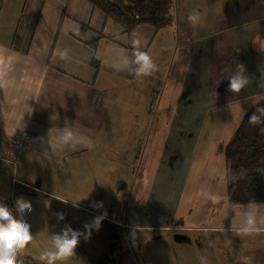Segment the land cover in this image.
Here are the masks:
<instances>
[{
	"label": "crops",
	"instance_id": "0c3cea01",
	"mask_svg": "<svg viewBox=\"0 0 264 264\" xmlns=\"http://www.w3.org/2000/svg\"><path fill=\"white\" fill-rule=\"evenodd\" d=\"M160 48L166 57H158ZM138 51L147 52L156 64L169 61V82L185 91L183 99L188 100L168 105L176 115L198 112L202 100L215 108L223 104L220 96L233 98L228 78L241 63L249 84L236 100L262 99L264 0H173L165 27L140 25L126 34L118 33L89 0H0V152L15 159L13 172L0 166V203L14 215L18 198L32 205L24 220L31 225L33 241L23 254L39 258L51 248L54 234L66 225L75 229L72 216L79 209L96 215L93 203H105L104 209L111 196L117 200L126 180L110 163L121 157L119 148L127 140L138 145L148 140L152 146L158 124L141 123L156 114L150 99L158 97L159 76H136ZM62 52L67 58H61ZM93 60L99 64L97 73ZM181 121L174 130L190 136ZM65 129L80 141L74 150L58 143ZM184 141L178 139L176 151ZM176 151H171L174 164ZM145 154L141 161L148 167L153 157ZM185 163L182 178L187 182L193 162ZM161 165L159 172L163 161ZM79 178L86 184L85 205L74 201ZM168 193L167 187L161 189V195ZM139 199L135 204L140 205ZM203 204L208 224L182 226L213 233L212 240L199 238L200 247L212 252L202 261L264 264V205L228 203L222 182Z\"/></svg>",
	"mask_w": 264,
	"mask_h": 264
},
{
	"label": "rangeland",
	"instance_id": "374dc122",
	"mask_svg": "<svg viewBox=\"0 0 264 264\" xmlns=\"http://www.w3.org/2000/svg\"><path fill=\"white\" fill-rule=\"evenodd\" d=\"M165 45L168 46L169 41ZM162 51L160 48L158 57H166ZM157 65L158 71L153 75L159 76L160 90L157 98L150 99L156 114L145 116L144 121L140 120L141 124H158L157 130L153 131L156 138L152 146L148 140H143L139 145L137 141L127 140V146L119 148L121 157H115L117 162L110 163V166L113 172L125 176V189L117 200L110 197V203L106 206L107 217L102 220L98 231L92 229V238L81 236L76 255L57 264H207L202 258L212 252L200 247L199 238L203 240L209 236L206 240H212L213 233L207 235L195 230L187 231L182 226L208 224L210 219L205 215L203 203L206 196L217 194L221 182L224 188L225 145L247 110L261 98L248 102L236 100L237 94L233 98L220 96L219 101L223 103L220 106L212 108L210 105L208 108L205 100H202L198 112L183 115L179 111L176 115V110L168 109V105L172 107L187 103L188 100L183 99L185 91L175 90L177 84L169 82V61L164 60ZM176 79L181 82L179 77ZM170 85L172 89L169 91ZM190 91L193 94L192 88ZM181 118V123L187 124L186 129L191 132L188 137L186 130H174V125ZM178 139L186 140V145L176 151ZM171 151H176L179 157L175 164L171 162ZM146 152L153 157L148 167L141 161ZM122 158H125L124 164ZM161 161L164 167L159 172L157 168L162 166ZM187 161L193 164L186 182L182 177ZM156 172H159L157 176ZM75 186L79 189L74 201L85 205L88 197L85 182L79 178L73 188ZM166 187L168 195H161V189ZM56 189L64 190V186H57ZM94 192L96 195L97 189ZM139 195L140 205H137L135 201ZM102 204L104 207L105 203ZM103 207L95 208L99 214L87 216L84 210L79 209L72 216L75 230L84 232V224L102 215L106 208ZM84 216L88 221L84 220ZM169 226H173L171 230ZM192 253L195 255L193 258L190 257Z\"/></svg>",
	"mask_w": 264,
	"mask_h": 264
},
{
	"label": "trees",
	"instance_id": "16d2710c",
	"mask_svg": "<svg viewBox=\"0 0 264 264\" xmlns=\"http://www.w3.org/2000/svg\"><path fill=\"white\" fill-rule=\"evenodd\" d=\"M111 19L118 33H130L140 25H150L155 30L170 21L173 0H89ZM93 46L96 42L92 43ZM95 72L99 64L91 61ZM264 108V98L253 104L244 114L237 129L225 145V197L230 204L264 205V123L253 126L249 117ZM259 115V113H257ZM264 121V116H261ZM17 264H42L39 258L22 254Z\"/></svg>",
	"mask_w": 264,
	"mask_h": 264
},
{
	"label": "clouds",
	"instance_id": "9594fccd",
	"mask_svg": "<svg viewBox=\"0 0 264 264\" xmlns=\"http://www.w3.org/2000/svg\"><path fill=\"white\" fill-rule=\"evenodd\" d=\"M262 50V49H261ZM61 58H67V53H60ZM138 67L136 76L146 77L151 76L158 71V65L147 52L138 51L135 54V61ZM238 71L231 75L229 80V90L233 94H239L248 84L249 79L244 75V65H237ZM219 83V81L217 82ZM259 113V115L257 114ZM264 116V108H258L249 117V122L253 126H259L264 121L261 120ZM264 132V128L260 129ZM58 143L67 149L74 150L80 141L77 140L75 133L69 129L63 130L58 138ZM93 207H103L102 202L93 203ZM32 211L31 203L24 199L18 198L15 202V215L13 210L6 204L0 203V264H17L18 257L22 255L33 241L31 225L24 220V216ZM59 219H63L62 213L57 214ZM107 217L105 211L102 215L93 218L91 223L84 224V232L73 229L70 225L57 234H54L51 239V248L43 251L40 254L42 264H57L58 261H67L76 255L81 236L90 238L92 229L99 230L102 220Z\"/></svg>",
	"mask_w": 264,
	"mask_h": 264
},
{
	"label": "built area",
	"instance_id": "2783aa9c",
	"mask_svg": "<svg viewBox=\"0 0 264 264\" xmlns=\"http://www.w3.org/2000/svg\"><path fill=\"white\" fill-rule=\"evenodd\" d=\"M0 166L8 168L10 172H13L15 169V159L5 152H0Z\"/></svg>",
	"mask_w": 264,
	"mask_h": 264
}]
</instances>
